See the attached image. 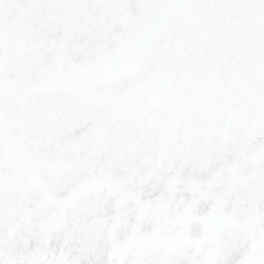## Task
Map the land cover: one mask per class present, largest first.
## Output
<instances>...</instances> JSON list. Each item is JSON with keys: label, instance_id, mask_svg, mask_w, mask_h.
Instances as JSON below:
<instances>
[{"label": "water", "instance_id": "1", "mask_svg": "<svg viewBox=\"0 0 264 264\" xmlns=\"http://www.w3.org/2000/svg\"><path fill=\"white\" fill-rule=\"evenodd\" d=\"M0 264H264V0H0Z\"/></svg>", "mask_w": 264, "mask_h": 264}]
</instances>
